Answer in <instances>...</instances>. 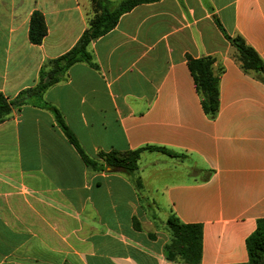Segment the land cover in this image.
Segmentation results:
<instances>
[{
	"label": "crops",
	"instance_id": "1",
	"mask_svg": "<svg viewBox=\"0 0 264 264\" xmlns=\"http://www.w3.org/2000/svg\"><path fill=\"white\" fill-rule=\"evenodd\" d=\"M34 11L46 26L39 44L28 39ZM91 11L90 0H0V92L11 99L34 86L41 66L75 45ZM225 34L264 62V0L138 4L88 44L90 62L12 109L0 123V264L248 261L245 240L264 218V82L240 67ZM206 56L219 73L213 119L187 66ZM53 108L91 158L166 152L142 149L133 177L94 170ZM170 215L201 226L198 263L166 258Z\"/></svg>",
	"mask_w": 264,
	"mask_h": 264
},
{
	"label": "trees",
	"instance_id": "2",
	"mask_svg": "<svg viewBox=\"0 0 264 264\" xmlns=\"http://www.w3.org/2000/svg\"><path fill=\"white\" fill-rule=\"evenodd\" d=\"M153 1L157 0H119L115 3L110 0H90L92 11L88 27L82 32L75 45L60 56L47 60L41 66L38 81L34 86L21 90L11 99L0 92V123L10 115L12 109L28 103L31 97L41 95L48 87L61 81L69 66L81 61L90 62L91 54L87 49L88 44L110 31L123 13L138 4ZM217 24L220 26L218 21ZM45 33L44 18L40 12L34 11L29 20L28 39L33 44H39ZM225 37L235 48L240 67L264 82V62L258 54L241 37H230L227 34ZM213 62L214 59L209 56L189 58L187 61L195 89L200 96L202 110L210 119L216 116L219 106V73L213 71ZM53 110L56 121L69 143L76 149L82 161L94 170L119 169L133 177L138 171V158L142 149L166 152L163 147L149 146L126 152H100L97 158H91L82 150L75 136L64 124L59 112L55 108ZM134 183L136 187L141 188L138 177ZM166 224L171 234L169 243L164 246L166 258L178 259L185 263H198L202 255L201 226L182 223L174 215L167 218ZM245 244L248 261L239 264H264V218L257 220L256 228L248 235Z\"/></svg>",
	"mask_w": 264,
	"mask_h": 264
}]
</instances>
